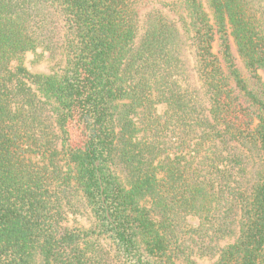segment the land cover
Segmentation results:
<instances>
[{
  "label": "trees",
  "instance_id": "1",
  "mask_svg": "<svg viewBox=\"0 0 264 264\" xmlns=\"http://www.w3.org/2000/svg\"><path fill=\"white\" fill-rule=\"evenodd\" d=\"M143 1L0 0V264H264V0Z\"/></svg>",
  "mask_w": 264,
  "mask_h": 264
},
{
  "label": "rangeland",
  "instance_id": "2",
  "mask_svg": "<svg viewBox=\"0 0 264 264\" xmlns=\"http://www.w3.org/2000/svg\"><path fill=\"white\" fill-rule=\"evenodd\" d=\"M156 4H159V3L148 1V0H144L139 5L138 11H139V15H140L141 20H142V17L144 16V14L148 10H150L153 6H156ZM59 60H60V58H57V59L51 58L48 53H45L44 55H41L40 54V50H38V53L37 52L30 53L28 55V58H27L28 65L33 71H37V70H39V71H49L53 67L58 66ZM72 222H75L76 224H86V219L81 217V216H78L76 218V220H75L72 217ZM194 259L199 264H209V263H213L214 262V260H210L208 258H200L198 256L197 257L194 256Z\"/></svg>",
  "mask_w": 264,
  "mask_h": 264
}]
</instances>
